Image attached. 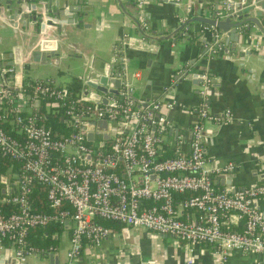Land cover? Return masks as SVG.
<instances>
[{
    "label": "built area",
    "instance_id": "2783aa9c",
    "mask_svg": "<svg viewBox=\"0 0 264 264\" xmlns=\"http://www.w3.org/2000/svg\"><path fill=\"white\" fill-rule=\"evenodd\" d=\"M221 4L215 19L234 12L231 0ZM140 19L149 26L144 17ZM203 28H210L213 38L207 53L219 51L220 31L212 24ZM12 70L8 66L2 71L11 74ZM112 74L122 78V85L117 94L106 95L82 88L72 96L66 85L47 79L35 80L31 97L23 91L24 81L15 83L10 76L1 80L0 155L18 164V174L15 179L0 178L4 185L0 241L10 243L16 264L27 263L32 254L52 253V246L30 243L28 233L52 223L65 228L66 220L71 236L65 264H79L84 244L98 245L108 236L111 228L100 219L170 234L187 244L206 243L220 259L235 250L264 256V215L255 203L264 197V182L233 187L229 192L217 188L215 180L230 175L234 164L209 161L203 150L204 120L225 122L231 117L228 109L222 118L207 111L211 76L207 72L198 75V118L189 127V150L176 146L174 155L160 157L168 125L166 114L154 116L161 103L137 106L127 71ZM38 97L52 98L63 107L70 131L56 133L42 123ZM165 106L172 107V102ZM97 119H106L112 126L109 138L101 135L95 142L96 134L91 140L87 137V123ZM184 192L189 194L176 198L175 193ZM38 196L49 209L37 207ZM182 209L187 212L184 216ZM230 213L241 220L239 229L227 223Z\"/></svg>",
    "mask_w": 264,
    "mask_h": 264
},
{
    "label": "crops",
    "instance_id": "0c3cea01",
    "mask_svg": "<svg viewBox=\"0 0 264 264\" xmlns=\"http://www.w3.org/2000/svg\"><path fill=\"white\" fill-rule=\"evenodd\" d=\"M221 2L83 0L84 9L75 11L80 5L78 0H67L66 4L65 0H53L55 8L68 9L65 16L51 19H71L73 14H78L76 21L60 24L61 29L55 26L56 30H45L32 18L23 24V18L6 10L4 15L0 14V21L9 26L11 36L8 41L0 43V61L11 60L6 53L13 52L14 48L23 60L0 66V85L2 70L8 66L13 70L6 77L10 76L15 83L48 79L57 85H68L74 77H80L84 90L94 88L85 82L90 68L97 73H103L109 66L114 72L125 69L133 84L132 95L136 104L161 103L157 111L166 114L168 125L160 150L162 156H169L175 152L176 146L184 152L189 150V127L198 118L195 112L201 85L198 75L207 72L212 78L207 90L208 113L221 118L225 109L231 113L225 122L211 118L204 120L206 158L217 164L227 161L234 164L230 175L215 180L216 187L226 190L264 182V34L256 25L245 22L235 27L237 37L234 39L226 30L214 26L220 31L222 47L208 54L206 46L213 38L211 29L203 26L210 24L195 17H212L221 9ZM236 2L242 7L253 3L247 15L255 16L260 11L257 18L264 22V8L255 5V0H231L232 7ZM46 3L39 4L44 16L50 8ZM69 6L74 10H69ZM29 14L32 15V11ZM141 17L149 25L151 35L158 38L172 36L154 39V42L150 39L145 46L138 26ZM232 20L236 21V17ZM183 22L186 25L182 29ZM262 26L264 29V23ZM48 36L53 38V46L59 55L52 56L47 63L29 58L30 50L42 47L40 40ZM169 102L172 107L167 108L165 104ZM4 175L8 176V173ZM3 187L0 182V190ZM255 203L264 215V197L256 198ZM182 211L183 216L187 214L186 209ZM226 220L230 227H241V220L234 213H230ZM108 226L110 232L100 244H84L79 264H264V256L258 253L235 250L220 259L206 243L187 244L170 234L121 223ZM53 235L56 239L53 257H50L51 253L32 254L27 257L28 264L67 262L71 229L65 227ZM10 256H13L12 246L8 241H0V259L6 260ZM189 256L191 262L187 261Z\"/></svg>",
    "mask_w": 264,
    "mask_h": 264
},
{
    "label": "water",
    "instance_id": "95a60500",
    "mask_svg": "<svg viewBox=\"0 0 264 264\" xmlns=\"http://www.w3.org/2000/svg\"><path fill=\"white\" fill-rule=\"evenodd\" d=\"M47 2L50 6V8H47V16L42 13V10H40L39 4L41 2ZM53 0H0V14L4 15L6 10H10L14 16L23 18V24H25L28 21V18H32L33 20H37L39 22V25L41 28L46 29H51L56 30L55 26L61 29L62 23L66 22H71V21H76L78 14L75 13L72 15L71 19H61L57 18V20L51 19V17L54 16H65L67 14V9L65 7H57L55 8V5L52 4ZM80 5L78 8L75 9L80 11L81 8L84 9V6L81 5L83 0H78ZM67 3V0H65V4ZM255 5H258L261 8H264V0H255L254 2ZM220 6V5H218ZM253 6L252 4L246 5L244 7L241 6L239 2H236L233 4L232 9H234V12H232L229 16H225L223 18L215 19L214 14L212 17H205V16H197L195 17L196 20H199L203 23L206 24H212L220 29L226 30L228 34L234 39L237 37V31H236V26L242 25L245 22H249L250 24H254L257 26V28L264 34V29L262 24L264 22H260L257 16L260 14V11L256 12V15L254 16L253 14L247 15V11ZM45 7V6H44ZM54 7V9H52ZM69 10H74L69 6ZM29 11H32V15L29 14ZM45 18H44V17ZM233 17H236V21L232 20ZM185 22V21H184ZM183 22V23H184ZM186 23V22H185ZM182 24L180 27L183 29L186 24ZM138 26L141 30V34L143 36L144 40V45L147 46L148 40L151 42H154V39H160L163 37H170L172 34L166 35V36H160L159 38L156 36L151 35L150 33V27H145L141 21H138ZM179 27V28H180ZM57 28V29H58ZM178 28V30H179ZM189 29V27H186V31ZM10 28L5 22L0 21V43L2 41H8L10 38ZM44 39V40H43ZM43 39L40 40L41 46L40 48H33L30 50L28 57L32 58L34 61H38L41 63H47L51 60V57H57L59 55V52L56 51V47L53 46L54 41L51 39V37H43ZM44 46V48H43ZM13 52H7L6 54L10 56L11 60L8 62H1L0 61V66H5V65H13L15 62H20L23 60L22 56L20 54H16L17 50L14 48L12 50ZM0 53H1V44H0ZM4 63V64H3ZM93 66V65H92ZM114 68L109 66L103 73H97L93 67L90 68L89 74H87V78L85 82L90 85L91 87H94L95 89L99 90L100 92H103L105 95L107 93L111 94H117L118 89L122 85V78L115 76L112 74L114 72ZM2 76L4 79L6 78V73H3ZM133 99L135 100L136 98L132 95ZM102 101L106 102L107 98L106 96H103ZM137 101V100H136ZM140 105L146 106L148 103L147 102H139ZM137 104V106L139 105ZM155 116L158 117L160 112L156 111ZM87 137L89 140L93 139L95 132H100L102 134L103 138H109L110 137V124L106 119H97L96 121H89L87 123ZM154 128V127H152ZM221 177V176H219ZM1 179L5 178L4 174L0 175ZM2 191V190H1ZM227 192L231 191V189H226ZM67 220L65 221V227L67 226ZM50 257H53V254H50ZM16 264V259L13 256L8 257V259L3 260L0 259V264ZM25 264H28L25 263Z\"/></svg>",
    "mask_w": 264,
    "mask_h": 264
},
{
    "label": "trees",
    "instance_id": "16d2710c",
    "mask_svg": "<svg viewBox=\"0 0 264 264\" xmlns=\"http://www.w3.org/2000/svg\"><path fill=\"white\" fill-rule=\"evenodd\" d=\"M23 85V91L27 94H30L32 97V85L34 84L35 80L27 79L24 81ZM70 91V95L75 96V94L79 93L81 89L83 88L84 84L82 83V80L80 77H74L72 81L66 85ZM37 104L38 109L37 112L41 117L42 123H44L46 126L50 127L52 131L56 133H66L70 131L69 126H67L65 119L63 118V107H59L58 104L54 102V99L47 98V97H38ZM12 134H15V131H10ZM161 155V153H160ZM174 155V153L170 154L169 156ZM165 157V156H160ZM18 164L16 162H12L9 158H7L4 155H0V175L8 173V177L10 179H15L18 174ZM8 168H10V172L8 171ZM1 182V181H0ZM38 189L35 190L37 192ZM1 193V190H0ZM189 192L184 193H175V196L177 199L184 198L187 196ZM35 195H37L35 193ZM38 208H45V202L43 200L41 201V198L36 197V202ZM105 225L109 224H117L119 222L116 221H110V220H101ZM231 228L237 229V226H232ZM63 229L62 226H60L58 223H52L49 224L46 227L43 228H36L33 229L31 232L28 233L27 239L30 243L37 245L39 247H48L52 246L53 249L56 248V239L54 238V233H58ZM3 242H6V239H2Z\"/></svg>",
    "mask_w": 264,
    "mask_h": 264
},
{
    "label": "rangeland",
    "instance_id": "374dc122",
    "mask_svg": "<svg viewBox=\"0 0 264 264\" xmlns=\"http://www.w3.org/2000/svg\"><path fill=\"white\" fill-rule=\"evenodd\" d=\"M100 136H101V134H96V140H95V142L98 141V139L100 138Z\"/></svg>",
    "mask_w": 264,
    "mask_h": 264
}]
</instances>
